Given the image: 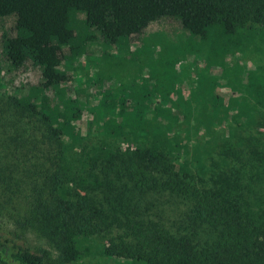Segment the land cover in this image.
I'll return each instance as SVG.
<instances>
[{
  "label": "trees",
  "instance_id": "trees-1",
  "mask_svg": "<svg viewBox=\"0 0 264 264\" xmlns=\"http://www.w3.org/2000/svg\"><path fill=\"white\" fill-rule=\"evenodd\" d=\"M12 16L16 35L5 39L7 59L17 69L28 61L39 66L42 83L10 103L38 119L55 145L29 204L28 225L59 251L58 263L82 260L102 236L104 258L132 264H264V147L254 137L244 144L234 131L258 127L264 67L239 71L241 87L228 103L195 91L168 92L160 100L103 97L92 110L89 142L75 121L90 108L65 100L70 80L62 68L86 56L97 32L108 44H127L165 18L234 51L254 31L264 32V0H0V33L2 20ZM245 149H252L250 157L239 161ZM214 155L221 162H208ZM129 187L181 197L191 220L208 227V240L135 221L124 201ZM0 264L52 263L0 235Z\"/></svg>",
  "mask_w": 264,
  "mask_h": 264
},
{
  "label": "rangeland",
  "instance_id": "rangeland-1",
  "mask_svg": "<svg viewBox=\"0 0 264 264\" xmlns=\"http://www.w3.org/2000/svg\"><path fill=\"white\" fill-rule=\"evenodd\" d=\"M15 23L13 16L3 19L0 33V235L44 255L52 264H60L59 251L28 225L29 204L40 191L41 172L51 167L50 146L55 148V145L45 137L38 119L28 113L20 114L10 103V97L25 98L32 86L42 83L39 66L28 61L17 69L7 59L5 39L16 35ZM243 41V45L233 51L215 36L202 41L176 20L166 18L132 36L127 44H108L97 32L84 58L74 60L70 68L62 65L70 80L63 87L65 100L71 105L88 104L90 109L86 108L75 121L86 142L93 139L92 131L89 133L93 107L106 96L110 102H125L137 94L160 100L168 92L189 96L195 91L208 97L221 96L228 103L233 92L241 87L236 74L264 67V32L254 31L251 40L243 38ZM257 121L258 127L251 131L239 128L234 131L242 135L240 140L246 138L244 144L249 145L254 137L255 145L264 147V134H261L264 133V110ZM92 129L94 133V127ZM250 151L252 149H245L239 161L249 159ZM220 159L214 155L208 162L217 164ZM127 195L124 201H128L129 209L135 212L131 216L135 221L151 220L174 233L199 234L196 240H208V227H200L191 220V207L181 197L168 192L142 194L132 187ZM105 244L102 236L94 238L89 243L93 245L92 252L72 264H132L104 258L100 250Z\"/></svg>",
  "mask_w": 264,
  "mask_h": 264
}]
</instances>
